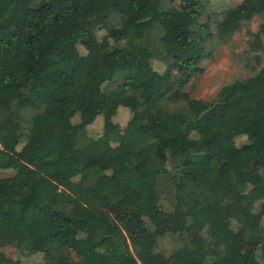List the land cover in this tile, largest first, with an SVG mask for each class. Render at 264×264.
I'll return each mask as SVG.
<instances>
[{
    "label": "trees",
    "instance_id": "trees-1",
    "mask_svg": "<svg viewBox=\"0 0 264 264\" xmlns=\"http://www.w3.org/2000/svg\"><path fill=\"white\" fill-rule=\"evenodd\" d=\"M209 1L0 0V264H264V64L187 86L264 0Z\"/></svg>",
    "mask_w": 264,
    "mask_h": 264
},
{
    "label": "rangeland",
    "instance_id": "rangeland-1",
    "mask_svg": "<svg viewBox=\"0 0 264 264\" xmlns=\"http://www.w3.org/2000/svg\"><path fill=\"white\" fill-rule=\"evenodd\" d=\"M238 0H210L208 2L207 9H219L230 4H234ZM261 21L260 16H254L246 26L235 31L231 38L223 44L216 47L213 55L209 59L202 61L201 65L204 66L202 74L192 82L188 83L190 93L195 98L210 97L220 84L230 81L239 76H245L249 74V70L245 67V64H251L252 66H260L264 64V37L256 39L252 44L249 43L250 35L247 33V29L256 31ZM249 47H252L253 51H249ZM254 48V49H253ZM260 56V62L256 63L254 54ZM264 97V92L262 94ZM82 112L86 110H79L73 116L74 121H85V129L87 133L94 134L99 132L101 127V110H97L89 115H83ZM131 118V112L125 107H120L114 115V120L121 126ZM256 178V175H254ZM253 176V177H254ZM249 175V179H250ZM165 213L159 219L162 223H169L171 221V207L165 204ZM177 208H175L176 212ZM264 224V219L262 220ZM16 235L6 232L0 239V250L6 255L14 257L17 255L14 245ZM173 241L171 237L164 236L160 239L158 244V255L163 260H172L169 251L172 247ZM70 250V249H69ZM72 252V251H71ZM259 255L261 253L259 252ZM21 261L24 264H36L37 258L35 255H22Z\"/></svg>",
    "mask_w": 264,
    "mask_h": 264
}]
</instances>
